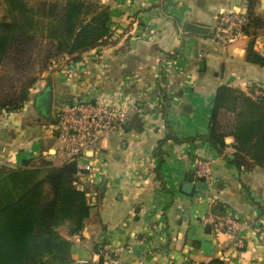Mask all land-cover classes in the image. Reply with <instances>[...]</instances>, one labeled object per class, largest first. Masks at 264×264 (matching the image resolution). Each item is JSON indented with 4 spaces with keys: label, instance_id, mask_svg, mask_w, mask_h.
<instances>
[{
    "label": "crops",
    "instance_id": "obj_1",
    "mask_svg": "<svg viewBox=\"0 0 264 264\" xmlns=\"http://www.w3.org/2000/svg\"><path fill=\"white\" fill-rule=\"evenodd\" d=\"M101 1L110 8L111 44L85 53L79 63L60 60L44 74L31 101L0 124V165L41 156L67 162L51 117L37 122L31 116L34 98L48 84L51 116L79 100L119 104L131 110L128 123L84 161L94 170L80 176L81 188L96 211L72 238L75 262L107 264L101 254L107 247L122 249V264H264V167L239 171L229 163L233 138L223 154L204 139L218 87L251 94V83L264 86V68L245 61L248 40L212 41L218 17L238 11L240 0ZM255 14L264 18V0ZM188 23L209 33H187ZM198 161L210 164L211 175L202 181L194 169ZM191 173L189 194L183 184ZM220 211L244 223L234 239L204 221Z\"/></svg>",
    "mask_w": 264,
    "mask_h": 264
},
{
    "label": "trees",
    "instance_id": "obj_2",
    "mask_svg": "<svg viewBox=\"0 0 264 264\" xmlns=\"http://www.w3.org/2000/svg\"><path fill=\"white\" fill-rule=\"evenodd\" d=\"M2 2L0 113L20 112L60 60L79 63L85 53L111 44L110 8L101 0ZM257 3L250 0L247 13L252 38L245 61L264 68L258 47L264 32H257L264 29V18L255 14ZM162 105L166 109L164 98ZM229 137L234 139L231 165L239 171L264 167V98L221 85L204 139L223 154ZM92 208L75 162L56 165L41 156L20 166L0 165V264H77L72 238L82 234Z\"/></svg>",
    "mask_w": 264,
    "mask_h": 264
},
{
    "label": "built area",
    "instance_id": "obj_3",
    "mask_svg": "<svg viewBox=\"0 0 264 264\" xmlns=\"http://www.w3.org/2000/svg\"><path fill=\"white\" fill-rule=\"evenodd\" d=\"M249 7L250 0H240L238 11L221 14L212 32V41L220 45L249 41L252 38L251 32L246 30L249 23L247 15ZM257 32L263 33L264 29H258ZM263 39L264 36L259 38L258 47L264 52V46L260 48L259 45ZM250 93L256 99L264 98V86L257 82L251 83ZM12 114L3 110L0 113V124L6 123ZM56 115V122L52 125L53 131L61 143L66 161L77 164L80 177L93 172V164L84 161L90 153L99 152L102 144L113 135L123 131L130 119L131 110L119 104L79 100L62 105ZM194 169L198 178L206 179L211 175L210 164L207 161L196 162ZM204 221L211 224L217 234L225 235L228 239H234L244 226L234 213L220 217L209 215ZM261 237L264 238V231L261 232ZM121 252L120 248L111 252L106 247L102 249L101 254L107 264H122Z\"/></svg>",
    "mask_w": 264,
    "mask_h": 264
},
{
    "label": "water",
    "instance_id": "obj_4",
    "mask_svg": "<svg viewBox=\"0 0 264 264\" xmlns=\"http://www.w3.org/2000/svg\"><path fill=\"white\" fill-rule=\"evenodd\" d=\"M186 32L196 35H206L209 33V28L201 25H196L193 23H188L186 27ZM200 65H201V69H203L204 62H201ZM53 104H54L53 87L51 84H48L47 87L44 89V91L34 98V107L39 115L48 118L51 116ZM200 180L202 181L203 179ZM194 181H195V175L192 173L189 174L187 178V182L183 184V191L189 194L192 193L193 188L195 186ZM103 192H104V187L100 189L101 197L103 195ZM94 211H96V209L92 208L91 214Z\"/></svg>",
    "mask_w": 264,
    "mask_h": 264
},
{
    "label": "rangeland",
    "instance_id": "obj_5",
    "mask_svg": "<svg viewBox=\"0 0 264 264\" xmlns=\"http://www.w3.org/2000/svg\"><path fill=\"white\" fill-rule=\"evenodd\" d=\"M4 9H3V2H2V0H0V19L3 17V15H4ZM40 82V81H39ZM39 82L37 83V85L39 84ZM42 83V82H41ZM36 85V86H37ZM39 86H41L40 84H39ZM36 111H34L33 109H31V116L32 115H35L34 117H37L36 118V121L38 122V121H44L43 119H44V117L43 116H37L36 115V113H35ZM51 117V119L49 120V122L50 121H52L53 123H52V125H54L55 124V122H56V119H57V115L55 114V115H53V116H50ZM47 119V118H46ZM120 135V132H117L115 135H113L110 139H108V141L109 140H115V139H117L116 137H118ZM90 201H91V199H90ZM60 231H61V233L62 234H64V233H66V230L65 229H60Z\"/></svg>",
    "mask_w": 264,
    "mask_h": 264
}]
</instances>
